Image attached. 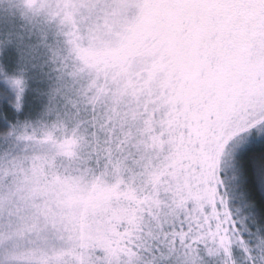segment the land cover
I'll list each match as a JSON object with an SVG mask.
<instances>
[{"label":"snow or ice","instance_id":"1","mask_svg":"<svg viewBox=\"0 0 264 264\" xmlns=\"http://www.w3.org/2000/svg\"><path fill=\"white\" fill-rule=\"evenodd\" d=\"M0 264H264V0H0Z\"/></svg>","mask_w":264,"mask_h":264},{"label":"trees","instance_id":"2","mask_svg":"<svg viewBox=\"0 0 264 264\" xmlns=\"http://www.w3.org/2000/svg\"><path fill=\"white\" fill-rule=\"evenodd\" d=\"M0 90H4V88H0ZM5 111L0 114V127H7V120L4 118L6 115H8V111H10V109H8L7 105L3 106Z\"/></svg>","mask_w":264,"mask_h":264},{"label":"rangeland","instance_id":"3","mask_svg":"<svg viewBox=\"0 0 264 264\" xmlns=\"http://www.w3.org/2000/svg\"><path fill=\"white\" fill-rule=\"evenodd\" d=\"M0 88H4L5 91H8V89H6V86L3 83H0Z\"/></svg>","mask_w":264,"mask_h":264}]
</instances>
